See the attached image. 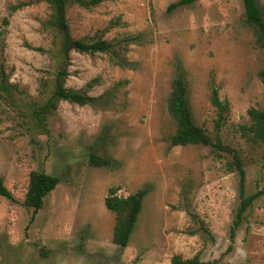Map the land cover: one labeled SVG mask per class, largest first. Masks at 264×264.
<instances>
[{
	"label": "rangeland",
	"instance_id": "374dc122",
	"mask_svg": "<svg viewBox=\"0 0 264 264\" xmlns=\"http://www.w3.org/2000/svg\"><path fill=\"white\" fill-rule=\"evenodd\" d=\"M30 1L0 0V65L11 83L37 98L40 81L51 80L54 71L47 52L52 37L41 24L50 9L41 2L11 10ZM178 1L69 7L74 38L98 35L114 48L107 54L73 52L66 85L95 97L112 90L107 108L61 102L48 136L0 104V178L16 200L0 196V264H171L173 256L197 254L205 264H264V196L232 239L241 183L237 171L226 170L232 157L202 146L171 147L176 125L168 110L182 64L194 120L215 138L217 89L230 105L220 137L242 158L246 195L256 193L264 185L262 148L241 127L250 123V108H264V54L241 0H197L169 11ZM257 1L264 18V0ZM96 78L100 82L89 88ZM91 155L112 165L94 167ZM34 170L58 176L60 184L32 220L24 200ZM111 187L123 197L149 190L126 248L113 243L115 214L105 205Z\"/></svg>",
	"mask_w": 264,
	"mask_h": 264
},
{
	"label": "trees",
	"instance_id": "16d2710c",
	"mask_svg": "<svg viewBox=\"0 0 264 264\" xmlns=\"http://www.w3.org/2000/svg\"><path fill=\"white\" fill-rule=\"evenodd\" d=\"M197 0H179L169 7V11L185 5H191ZM244 7V14L247 25L253 30L258 48L264 54V18L257 0H241ZM45 3L50 9V14L41 24L43 29L52 37L51 49L47 52L51 57L54 69L52 79H42L38 90V97H30L28 93L20 89L17 84L10 82V75L4 64L0 65V104L17 109L22 122L34 127L40 135L50 136L49 120L57 110L61 102H69L80 106L92 105L107 108L110 100L114 98L112 90L95 97L87 91L68 88L66 83L71 75V54L78 52L82 54L95 55L97 53H111L114 44L104 40L101 36L92 39H77L73 37L69 24L68 10L71 5H78L84 9L97 7L104 0H34L28 3H19L11 7L12 12L17 11L33 3ZM7 26L9 20L4 19ZM45 52L44 49H37ZM120 65L125 66L123 62ZM176 76L172 81V90L168 100V110L176 125L175 133L169 138L170 146H202L210 148L216 156L222 158L223 153L229 154L232 158L226 163V170L229 173L237 171L241 178L240 203L236 211L235 219L231 228L233 239L237 230L243 225L247 212L255 202L264 196V185L252 195H246V171L242 158L238 151L225 145L220 137L227 115L230 112V105L219 97L217 89L213 90L212 104L217 110L216 137L213 138L194 120L188 100V89L185 80V70L182 64L177 65ZM260 79L264 85V67L260 72ZM100 82L96 78L88 83L92 88ZM111 97V98H110ZM117 98V97H116ZM115 98V99H116ZM249 125H243L242 135L249 141L261 146L262 158L264 161V108H250L248 111ZM221 152V153H220ZM91 165L94 167H109L112 162L99 156L91 155ZM60 184V178L44 171L34 170L30 173L29 186L24 200V205L33 212L32 220L43 209L46 197L53 192ZM149 193L147 188L139 189L137 192L123 197L119 195L118 187H111L105 198L106 208L115 214V226L113 230V243L120 248H126L133 235L136 223L142 212L144 200ZM0 196L16 202L13 194L5 186L0 178ZM183 201L187 204V195L184 193ZM189 215L200 226L199 230L210 237L211 232L205 222L200 220L198 215L188 210ZM171 264H205L197 254L193 258L183 259L180 255L173 256Z\"/></svg>",
	"mask_w": 264,
	"mask_h": 264
}]
</instances>
